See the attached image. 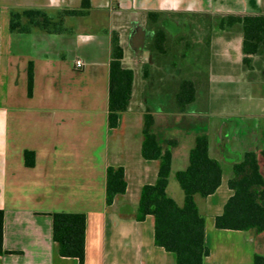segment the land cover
Returning <instances> with one entry per match:
<instances>
[{
    "label": "crops",
    "instance_id": "crops-1",
    "mask_svg": "<svg viewBox=\"0 0 264 264\" xmlns=\"http://www.w3.org/2000/svg\"><path fill=\"white\" fill-rule=\"evenodd\" d=\"M84 1L91 8L88 15L77 19L92 21L97 15H107L108 28L91 33L66 30L48 34L37 29L29 34L10 32L4 33L3 44L0 33V86H6L0 97V210L4 212L3 247L10 252L0 255V264H79L77 259L58 253L53 241L54 213L85 215V264H176L174 254L155 245L154 218L136 220L142 188L156 182L160 162L142 157L146 108L136 101V72L132 68L135 81L129 109L121 114L117 128H109L111 34H119L125 65L121 36L138 17L149 13L168 17L213 12L264 15V0L237 1L238 8L232 10L216 0H0V14L6 15L9 28L11 12L39 9L57 17L64 10L80 9ZM236 40L237 59L233 64L242 65L241 34ZM76 61H82L83 68L78 69ZM233 86L236 91L249 86L256 97L264 99V81L247 83L240 78ZM152 112L154 132L163 135V141H175L167 194L183 206L185 196L176 174L188 168L198 134L178 131L180 136L172 135L182 118L195 122L202 116L191 111ZM241 115L252 120L251 126H244L250 131L247 151L264 150V114ZM222 130L218 126L212 140L207 134L210 156L222 166L221 185L207 198L195 196L205 218V244L210 252L204 264H254L256 255L264 257V233L215 227L216 217L233 194L228 187L233 170L225 174L223 154L233 159L229 163L233 167L236 157L245 151L239 150L233 137L238 128L233 129L235 133L226 128L224 134L229 135L224 139L230 138V143L221 142ZM26 151L34 153V166H27ZM109 167H122L127 183L126 192L111 206L106 204Z\"/></svg>",
    "mask_w": 264,
    "mask_h": 264
},
{
    "label": "trees",
    "instance_id": "trees-1",
    "mask_svg": "<svg viewBox=\"0 0 264 264\" xmlns=\"http://www.w3.org/2000/svg\"><path fill=\"white\" fill-rule=\"evenodd\" d=\"M91 6L84 1L80 9L64 10L57 17L39 9L11 12V33L29 34L41 30L48 34L66 31L67 18L85 17ZM162 13H149L147 20L159 24ZM218 28L223 32L239 31L242 36V68L251 73L264 71V15L230 14L222 16ZM238 34V33H237ZM169 36L163 25L155 28L149 47L155 63L167 60ZM124 50L119 34H111V63L109 87L110 129L118 127L121 114L128 111L134 88L135 72L123 65ZM149 66L144 68V79H148ZM264 75V72H262ZM28 95H33V67H29ZM196 103V87L183 79L173 93L172 112L186 114ZM154 117L147 108L144 115L142 157L147 161L160 162L157 180L142 188L136 220L144 221L152 216L155 221L154 241L157 247L175 255L176 264H204L209 256L205 244V218L200 213L195 196L207 198L213 195L222 181V166L209 153V137L206 133L196 136L195 145L189 154V166L176 174L184 193V204L179 206L167 194L172 165V147L175 141H163L153 130ZM27 166H34L35 155L26 151ZM233 176L228 182L233 192L226 202L223 213L216 217L218 230L255 231L264 233V150L247 151L235 159ZM125 171L122 167L107 169L106 204L111 206L117 196L126 192ZM53 241L63 258L77 259L85 264L86 217L84 214L54 213ZM4 212L0 210V255L10 254L4 250ZM254 264H264V257L256 255Z\"/></svg>",
    "mask_w": 264,
    "mask_h": 264
},
{
    "label": "rangeland",
    "instance_id": "rangeland-1",
    "mask_svg": "<svg viewBox=\"0 0 264 264\" xmlns=\"http://www.w3.org/2000/svg\"><path fill=\"white\" fill-rule=\"evenodd\" d=\"M216 1L229 10L234 7L238 8L239 5H235L237 1L250 2V0ZM3 13L0 14V33L4 40L2 44L5 42L4 33H10L5 21L6 15ZM222 16L224 15L221 12H213L202 17L184 16L179 19H174L173 16H161V22L168 32L169 48L167 60L160 63L154 62L155 60L150 56L151 52L148 49L153 41L154 30L162 25L161 22L151 24L147 20V15L138 17L135 21L149 31L147 33V48L142 52H136V48L131 46V24L127 26L121 40L126 52L124 66L132 68L136 72V101L143 103L146 109L162 113L172 111L173 93L177 90L178 83L183 79L194 83L198 102L190 111L191 113L200 112L202 117L195 122L186 117L179 120V126L175 129L176 132H173L172 138L180 136L178 131L182 133L192 131L197 134H209L212 140L215 130L221 125L223 128L221 142L230 143V138L224 139L229 135L224 134L226 128L228 127L227 132H230L231 128V133H235L236 130L233 131V129L238 128L239 132L233 137L238 140L239 150H245L239 153L236 157L238 159L250 147V131L244 126L252 124V120L244 119L239 115L264 114V99L260 98L261 95L256 97L249 86L236 91L233 89V85L240 78L247 83L264 81L262 73L264 71L251 73L248 70H241L242 65L233 64L237 59L236 39L239 36V31L222 33L217 25ZM71 19H75V21H71ZM93 19L92 21H79L76 17L70 18L64 28L75 33L80 31L91 33L101 32L102 29L109 27L110 19L107 15L101 17L97 15ZM149 64L151 68L148 70V79L145 80L143 77L144 68ZM5 92L6 86H0V97L4 96ZM190 122L193 123L190 124ZM160 136L163 140V135ZM169 136L168 139L171 138ZM231 161L233 159H229L224 153L222 165L227 175L232 173V167L229 166Z\"/></svg>",
    "mask_w": 264,
    "mask_h": 264
},
{
    "label": "flooded vegetation",
    "instance_id": "flooded-vegetation-1",
    "mask_svg": "<svg viewBox=\"0 0 264 264\" xmlns=\"http://www.w3.org/2000/svg\"><path fill=\"white\" fill-rule=\"evenodd\" d=\"M202 16H204V15H201L200 17H202ZM180 17H184V16H178V17H172V18H174V19H177L178 18L179 19ZM186 17H194V16H186ZM195 17H199V16H195ZM161 23H162V25L164 27L163 22H161ZM142 32L145 33V36H144V45H143V47L138 48L137 45H136V43L139 44V45L141 44V42L139 40V36L141 35ZM148 32L149 31L145 27L140 26L139 23L133 22L131 24V27H130V43H131V46H134L136 48V52H142L143 50H145L147 48V33ZM148 51H149V49H148ZM150 56H151V54H150Z\"/></svg>",
    "mask_w": 264,
    "mask_h": 264
},
{
    "label": "water",
    "instance_id": "water-1",
    "mask_svg": "<svg viewBox=\"0 0 264 264\" xmlns=\"http://www.w3.org/2000/svg\"><path fill=\"white\" fill-rule=\"evenodd\" d=\"M144 36H145V33L142 32L141 35L139 36V40H140L141 44L139 45V44L136 43L138 48L143 47V45H144Z\"/></svg>",
    "mask_w": 264,
    "mask_h": 264
},
{
    "label": "built area",
    "instance_id": "built-area-1",
    "mask_svg": "<svg viewBox=\"0 0 264 264\" xmlns=\"http://www.w3.org/2000/svg\"><path fill=\"white\" fill-rule=\"evenodd\" d=\"M75 65H76V67H77L78 69L83 68V66H84V64H83L82 61H76Z\"/></svg>",
    "mask_w": 264,
    "mask_h": 264
}]
</instances>
